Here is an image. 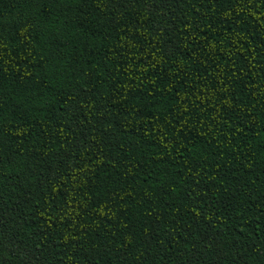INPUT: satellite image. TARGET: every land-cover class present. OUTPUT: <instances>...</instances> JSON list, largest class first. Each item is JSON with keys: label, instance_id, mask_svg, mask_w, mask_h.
Returning a JSON list of instances; mask_svg holds the SVG:
<instances>
[{"label": "trees", "instance_id": "obj_1", "mask_svg": "<svg viewBox=\"0 0 264 264\" xmlns=\"http://www.w3.org/2000/svg\"><path fill=\"white\" fill-rule=\"evenodd\" d=\"M0 264H264V0H0Z\"/></svg>", "mask_w": 264, "mask_h": 264}]
</instances>
